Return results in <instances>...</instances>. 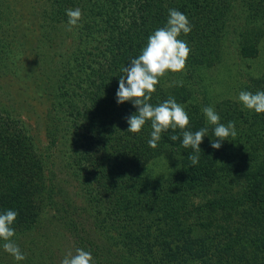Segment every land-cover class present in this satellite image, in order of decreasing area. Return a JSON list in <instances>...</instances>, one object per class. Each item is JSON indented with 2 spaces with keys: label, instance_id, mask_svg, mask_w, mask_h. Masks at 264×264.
<instances>
[{
  "label": "trees",
  "instance_id": "trees-1",
  "mask_svg": "<svg viewBox=\"0 0 264 264\" xmlns=\"http://www.w3.org/2000/svg\"><path fill=\"white\" fill-rule=\"evenodd\" d=\"M99 1L51 0L53 12L43 14L41 24L48 27L45 31L49 33L50 24L59 21L61 16L62 23L67 22L68 9H81L82 19L71 27L73 38L83 44L87 42L93 55L91 45L99 39L102 46L101 55L96 56H102L104 64L92 66V72H87L81 79L67 74L56 81L52 72L48 71L50 68L46 69L44 65V61L50 59L44 52L51 47L42 46V43L44 39L49 43V34L38 35V27L33 25L29 31L22 4H16V0H0V76L12 75L23 80L30 73L51 88V111L52 115L57 113L53 117L59 123L51 133L52 146H59L62 153L75 159L87 171V186L89 189L92 186V201L101 205L100 208L104 206V199L112 198L107 203L110 208L107 213H99L97 217L102 229L105 222L112 223L116 233L115 237L109 236L108 246L116 251L111 263L176 264L177 259L182 257L185 258L183 264H187L186 258L190 257L197 259L192 264H264L263 212L259 213V220L249 221H240L228 213L223 223L218 222L214 229H210L213 216L217 217L221 208L243 207L244 201L253 199L259 201L258 196L264 190V161L257 162L258 165L252 169L243 165L256 161L257 157L264 159V114L249 111L237 101L227 103L224 108L219 107L220 111H224L228 106L225 118L228 123L235 122L238 134L223 141L218 150L211 147L212 140L216 139L215 126L208 124L203 113L194 114L186 130L195 132L207 123L208 135L200 145L199 163L193 166L188 159L191 149H183L181 133L163 132L157 147L151 148L148 144L151 122H146L139 133L128 132L126 118L138 110L131 102H117L119 78L124 75L121 68L129 66L131 60L141 54L148 37L166 25L169 9L179 10L189 18L192 16L191 37L190 34L188 37L192 44L186 61L187 72L170 71L160 78L150 103L156 106L169 97L180 102L191 99L200 76L198 72L222 59L219 40L223 35L219 34V28L223 23L220 25L218 20L222 15L214 18L212 7L215 2L221 4L222 0ZM135 1L137 6L124 20L123 15L129 14L127 3L132 5ZM248 1L253 3L254 0ZM261 5L260 12L264 14V0ZM256 10L259 12L258 7ZM99 17H102L105 26L95 24L99 22L96 20ZM17 20H23L25 27L16 23ZM204 26L210 27L207 31L211 37L203 43ZM254 40L245 44L251 48ZM246 45L239 47V53L244 56L248 54L245 50L249 49ZM71 59L78 62L75 68L85 67L88 70L90 63L83 55L80 57L77 52V56L73 57L70 54L69 63ZM30 74L28 76L32 78ZM180 81H183L182 86L178 84ZM166 83H171V89L163 88ZM261 83L251 90L253 94L264 91V81ZM12 109L14 111L0 106V213L7 210L18 213L13 228L14 237L20 238L36 227L40 219L39 209L42 208L38 200H44L48 192L44 161L25 122L18 115L19 108ZM172 135L180 138L172 141ZM170 146L179 148L186 165L183 181L179 183L182 188L176 190L166 185L158 187L145 175L148 164ZM227 156L231 159L228 162L230 166L221 163ZM231 169L238 176L242 173L252 183V189L247 192L248 187L245 188L239 196L222 194V197L199 207L201 213L196 216L199 211L192 209L194 203H191L203 198L199 190L217 186ZM117 194H120L119 197ZM89 249L93 251L94 247ZM94 252L97 253L96 250Z\"/></svg>",
  "mask_w": 264,
  "mask_h": 264
},
{
  "label": "rangeland",
  "instance_id": "rangeland-1",
  "mask_svg": "<svg viewBox=\"0 0 264 264\" xmlns=\"http://www.w3.org/2000/svg\"><path fill=\"white\" fill-rule=\"evenodd\" d=\"M225 1L227 4H225ZM99 2L102 3V0ZM261 2L262 0H254L253 3H249L248 0H222L221 4L215 2L212 6L215 10L214 18L222 15L218 17L220 25L223 23V26L219 28V34L223 35L219 40L222 59L217 61L214 66L206 67L198 72L200 76L197 77L195 95L191 99L186 102L176 100L177 103L185 107L190 117V123L194 114L198 113L200 115L203 113L202 109L204 107L210 106L219 114L220 122L227 125L228 121L224 113L228 106L224 111H220L219 107L224 108L231 101L241 103L239 101L241 91L251 92L255 86L262 85L261 81H264L262 79L264 78V14L260 12ZM16 4H22L24 21L29 27V31H31L30 26L33 25V27H38V35H42V33L49 34V43L44 38L45 42L42 43V46L51 47L44 52L45 55L50 56V59L44 61V65L46 69L50 68L48 71L52 72L51 75L56 81L64 78L67 74H71L72 77L74 76L73 78L81 79L87 72H92V66L104 64L102 56H96L97 54L101 55L100 51L102 50L99 39L94 45H91L93 55L89 51L90 45H87V42L83 44L73 38L72 29H68L74 26H70L68 20L62 23V16L59 21L50 24L51 30L49 33L45 31L48 27L41 24V21L43 14L48 15L53 12L51 0L47 2L42 0H16ZM136 6L137 1L132 2V5L127 3L129 14L123 15L124 20L130 16L131 11ZM257 7L259 12L256 10ZM187 18L191 23L192 16ZM96 20H99L98 23H95L97 26H105L102 17L96 18ZM16 23H20L25 27L23 20H17ZM209 28V26L203 28V31L206 30L203 32V43L206 38L211 37L207 31ZM189 34H182L181 39L185 40L190 47L192 42L188 38ZM15 38L18 40L17 36ZM253 38L255 40L250 48L245 43ZM242 45L249 48L245 50L248 53L246 56L240 54L241 52L239 53V47H242ZM77 52L78 56L82 57L83 55L84 59L90 63L87 71L85 67L84 69L82 67L75 68L78 64L76 60L71 59L72 62L69 63V55L77 56ZM71 69L74 71L71 72ZM185 71L186 69L182 72ZM28 74L23 80H19L18 77L12 75L0 76V106L3 108L8 107L10 110H13L12 107L16 108V106L19 108L18 115L25 122V127L44 161L48 194L45 195L44 200L42 198L38 200L42 208L39 209L40 219L33 231L24 237H13V241L25 255V259L16 261L13 256L4 251L2 247L4 241L1 240L0 264H60L67 253L72 252L75 254L77 248L89 251L95 264H114L111 261L114 259L112 256L116 255V251L114 252V248L108 246L110 244L109 236L114 235L115 237L116 235L114 227L111 225L112 223L105 222V227L102 229L97 220L99 213H107L110 209L107 203L112 198L104 199V206L100 208L101 205L99 206L96 201H92L90 195L92 186L90 189L87 186V171H84L75 159L62 153L59 146H52L51 133L59 125L55 119L57 113H55L56 115L53 114L55 115L53 117L51 111L53 98L50 99V95L52 90L49 87L47 88L45 82L42 83L41 79H36L31 74L32 78H29ZM167 83L165 84L166 87H163L165 90L172 87L171 83L170 85ZM14 113L16 114V112ZM204 127L208 128L207 123ZM169 131L181 133L179 128L175 132L171 129ZM236 132L238 131L236 130ZM98 146H101V144H98ZM185 149L187 150V148ZM79 151H81V148ZM192 153H194L193 149L190 150V155ZM181 154L179 148L175 146L167 147L164 153L148 164L145 175L152 179L157 186L166 185V187L175 190L176 188H182L179 183L183 181L186 165L185 161L183 164L184 158ZM230 160V157L227 156L221 163L230 166L228 164ZM262 161H264L263 158L257 157L256 161L243 166H247L246 169H252L255 165H258L257 162ZM244 170L245 168L241 170L242 173ZM229 171L230 174L227 177L224 176L217 186L209 187L205 191L199 190L200 196H203V198L192 201L191 204L194 203V206H191L192 209L199 211V207L212 201V199L222 197V194L239 196V193L245 188L248 187L247 192L252 189V183H249V180L242 173L238 176L234 169ZM261 193L258 196L259 201L253 199V201H244L243 207L235 205L232 209L230 206L221 208V211H219L221 213L217 217L213 216L214 222L211 224L210 229H214L218 222L223 223L224 217L228 213H232L240 221L244 219L246 221L259 220V213H264V190ZM119 195L117 194L118 197ZM253 208L258 209V211L250 212L249 210ZM199 213L201 212H196V216ZM101 215L104 218V214ZM90 246L94 247L93 251L89 249ZM95 250L97 253L94 252ZM184 259L179 257L176 264H183ZM195 260L197 259L186 258L187 264H192Z\"/></svg>",
  "mask_w": 264,
  "mask_h": 264
},
{
  "label": "clouds",
  "instance_id": "clouds-1",
  "mask_svg": "<svg viewBox=\"0 0 264 264\" xmlns=\"http://www.w3.org/2000/svg\"><path fill=\"white\" fill-rule=\"evenodd\" d=\"M66 14L70 26H76L82 19V11L79 8L68 9ZM68 30H71V27ZM191 30V23L185 14L176 9H169L166 25L156 29L148 37L141 54L132 59L129 66L121 68L124 75L119 78L116 95L119 104L131 102L138 110L137 113L126 118L129 125L128 132L139 133L146 122L150 121L152 131L148 144L151 148H156L163 132L169 129L175 132L179 128L183 137L182 146L194 150L195 154L190 155L188 159L195 166L199 163L200 145L208 135V128L204 127L195 132L186 130L190 127V117L185 107L177 103L173 97L156 106L150 103L160 78L169 71L180 73L185 69L191 49L187 42L179 37L182 34L188 35ZM178 84L182 86L183 81ZM239 101L246 109L256 114H264V91H257L255 94L241 91ZM202 112L208 124L215 126L216 139L211 142L212 148L220 149L223 141H228L229 137L234 138L237 135L235 122L230 121L227 125L221 123V118L213 107H204ZM179 138L177 135L170 137L172 141ZM17 216L18 213L13 210L0 213V239L4 241L2 247L5 252L13 256L16 261H23L25 255L13 241L16 235L13 225ZM60 264H95V262L89 251L77 248L75 254L67 253Z\"/></svg>",
  "mask_w": 264,
  "mask_h": 264
}]
</instances>
